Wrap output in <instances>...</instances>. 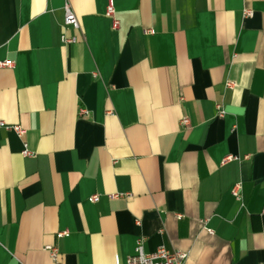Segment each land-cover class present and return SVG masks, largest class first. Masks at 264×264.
Listing matches in <instances>:
<instances>
[{"label": "crops", "instance_id": "obj_1", "mask_svg": "<svg viewBox=\"0 0 264 264\" xmlns=\"http://www.w3.org/2000/svg\"><path fill=\"white\" fill-rule=\"evenodd\" d=\"M69 1L0 0V264H264V0Z\"/></svg>", "mask_w": 264, "mask_h": 264}, {"label": "built area", "instance_id": "obj_2", "mask_svg": "<svg viewBox=\"0 0 264 264\" xmlns=\"http://www.w3.org/2000/svg\"><path fill=\"white\" fill-rule=\"evenodd\" d=\"M65 10V27H73L80 28V22L78 17L76 16L72 5L69 0H66L64 5ZM106 15L112 19V23L115 29H118L120 26V19L117 16L116 8L114 0H108ZM245 16H252L253 11L251 9L244 10ZM74 37H68L66 35L62 36V41L64 43H73L75 42ZM14 63L11 60L0 61V67H13ZM230 86L231 83H228ZM218 108V116L224 117L226 114V110L221 104L217 105ZM81 115H87L88 111L86 109L80 110ZM191 124V120L189 117H183L181 120V126L184 128H188ZM0 125L6 127L7 129L14 130L19 136H23L26 133V129H24L20 125H7L3 121L0 122ZM25 148L23 150L24 156H33L34 152L28 148V144H24ZM229 159L233 158L232 156L228 157ZM241 183H237L234 185L232 189V194L239 200H241ZM119 194H114L112 197H118ZM99 195H93L90 200L93 202H97L99 200ZM69 231L60 232V236H67ZM49 251L51 257L58 262L59 249L57 246L49 245L46 247ZM189 255L187 252L179 251V250H169L165 247H160L156 251L152 253H148L144 249V239H140L138 241L137 247L135 249V253L128 257L127 264H186ZM115 264H119V261L116 260Z\"/></svg>", "mask_w": 264, "mask_h": 264}]
</instances>
